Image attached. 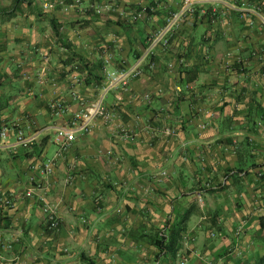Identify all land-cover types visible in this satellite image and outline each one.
Listing matches in <instances>:
<instances>
[{"label": "crops", "instance_id": "crops-1", "mask_svg": "<svg viewBox=\"0 0 264 264\" xmlns=\"http://www.w3.org/2000/svg\"><path fill=\"white\" fill-rule=\"evenodd\" d=\"M40 2L54 17L23 4L0 19V126L14 128L0 140V199L15 200L0 210V264H264V128H246L264 124L252 111L264 108V0H205L173 26L169 46L152 50L148 40L181 0H80L69 11ZM134 66L138 79L109 85V74ZM55 100L65 115L49 111ZM100 103L114 120L76 129L60 152L56 129ZM16 127L37 141L18 145ZM120 127L133 136L121 139ZM246 133L259 148L236 161L222 139L241 151ZM42 200L56 209V233L45 228ZM166 218L186 219L176 254L153 243L172 229Z\"/></svg>", "mask_w": 264, "mask_h": 264}, {"label": "built area", "instance_id": "built-area-1", "mask_svg": "<svg viewBox=\"0 0 264 264\" xmlns=\"http://www.w3.org/2000/svg\"><path fill=\"white\" fill-rule=\"evenodd\" d=\"M205 0H181V9L179 12L173 14L169 23L160 31L155 33L150 38V49H154L158 46L167 47L169 46V39L168 35L172 32L173 26L178 24L180 21L183 20L189 14H195L196 7L200 5ZM80 3V0H76L74 3L66 4L65 2H61L65 11H69L74 6ZM45 9L50 8L49 5L44 6ZM241 8L248 9L247 3H244ZM246 11L241 12V17H245ZM124 19L129 23H134L142 19V13H122L121 14ZM252 25V23H250ZM240 64L242 61L237 60ZM141 76V69L139 66L134 67H127L123 68L120 71H114L113 73L109 74L110 84L114 86L115 84H123L127 85L129 81L136 80ZM49 109L52 115L55 116H63L68 112V106L61 100H55L50 103ZM97 118H101L106 122H111L115 118L114 111H111L103 104H94L87 107H83L78 113L74 115V118L69 127H60L56 129L55 135V142L59 145L60 152H67L71 148L72 144L76 141V129H79L82 132L89 131L93 121ZM16 142L20 146H31L37 141V136L34 134L26 135L25 131L19 127H16ZM14 130L13 127L7 125L0 126V140L6 141L10 132ZM118 135L123 140L130 139L133 134L128 128L122 127L118 131ZM42 171L45 175H52L54 172L53 164L51 162H47L43 167ZM167 173L164 172L162 175H166ZM29 197L33 196V191L29 190L28 194ZM42 213L45 217V228L47 231L56 233L60 229V219L57 215L56 209L54 206L48 202L42 200ZM15 206V200L13 197H6L0 199V210L5 211L8 209H12ZM11 245H7L6 248H11ZM184 264V263H182Z\"/></svg>", "mask_w": 264, "mask_h": 264}, {"label": "trees", "instance_id": "trees-1", "mask_svg": "<svg viewBox=\"0 0 264 264\" xmlns=\"http://www.w3.org/2000/svg\"><path fill=\"white\" fill-rule=\"evenodd\" d=\"M41 0H13V4L12 6H9V7H3L2 6V3L4 2L3 0H0V19H3V18H12V17H15L16 14L19 12V10L22 8V5L23 4H29L31 6H34L36 8V14H37V17H51L53 16L54 17V11L56 8L54 9H51V8H48V9H45L44 6H41L39 4ZM58 1L55 6L56 7H60L62 6L61 5V0H56ZM72 2V1H71ZM5 3V2H4ZM41 3V2H40ZM181 9V7H179L177 9L176 12H179ZM174 12V13H176ZM173 16V15H172ZM172 16L170 17V19L172 18ZM142 20V19H141ZM140 21V20H139ZM137 21V22H139ZM55 21L52 20V23H54ZM137 22H134V23H137ZM167 25V24H166ZM54 27V31L56 34H60L61 33V30L59 28V26H56V24L54 23L53 25ZM170 37V36H169ZM148 42H150V39L148 40ZM150 45V43H149ZM236 66V63L234 64ZM238 68L239 67H243V63H240V65L238 64L237 65ZM182 76V73L180 74V77ZM50 111V109H49ZM252 111L255 112V114H261L262 116L264 115V108L261 107V106H257L255 108H252ZM51 112V111H50ZM228 124V123H227ZM233 124H235L234 122H230L229 123V126H228V129H230L231 127H233ZM33 127H35V123L32 122L31 124ZM259 124L257 121H255L254 119H252V121L250 122H247V125H246V128H251V130H259ZM227 142L229 144V146H234L233 142H232V138H227ZM250 142V139H249V136L247 135L243 141H241L239 144L240 146L242 147V151H238L237 153V156H238V159L241 161V160H244V161H248L250 159V155H249V151H250V148H252V144L249 143ZM233 170H229L228 172H232ZM244 170H236V173L240 174V173H243ZM211 186V185H210ZM205 188L206 185H205ZM185 221L186 219H183V220H179V222L176 224H173L172 225V229L168 232V233H162V231H159L158 234H155L153 236V243L155 244L156 248L160 251V252H163V251H169L171 253H175L178 251V247H180L182 241H183V238H182V231L184 230V225H185Z\"/></svg>", "mask_w": 264, "mask_h": 264}, {"label": "rangeland", "instance_id": "rangeland-1", "mask_svg": "<svg viewBox=\"0 0 264 264\" xmlns=\"http://www.w3.org/2000/svg\"><path fill=\"white\" fill-rule=\"evenodd\" d=\"M5 3H8L10 0H3ZM71 2H67L66 1V4H70ZM200 114V113H199ZM259 129H263L264 128V124H260L259 126ZM204 128H205V125L204 124H200V128H199V133L201 132V131H204ZM120 129H121V127H120ZM119 129V130H120ZM259 131V130H258ZM202 133V132H201ZM200 133V134H201ZM261 133V132H260ZM259 133V134H260ZM264 133V132H263ZM241 135V134H240ZM248 134L246 133V136H247ZM238 137H241V136H238ZM243 137V136H242ZM239 138V140L238 139H236V143L238 144V146H240V142L241 141H243L244 140V138L245 137H243V138ZM227 136H225L222 140L223 141H225V144L227 145V148H228V150H232V153H231V157H233V159L235 158V159H237L236 161H240L239 159H238V156H237V154L238 153H236V152H238V148L236 147V144H235V146H229V144H228V142H227ZM249 139H250V142L249 143H251L252 144V150H253V145L255 144L256 146H257V143H259V141H260V138H254V137H249ZM233 140V139H232ZM238 140V141H237ZM259 145V144H258ZM181 146V145H180ZM190 147V144H188L187 142H185V143H183L182 144V147H181V151H183V154H182V157L184 158V159H187L188 158V151L189 150H187V148H189ZM234 147V148H233ZM214 148H215V146H214ZM257 148H259V146H257ZM239 150H241L242 151V147L240 146V148H239ZM184 153H185V155H184ZM262 162H264V158L262 159H260ZM241 161H244V160H241ZM165 176H167V174L166 175H164L163 177H165ZM212 180L214 179V178H211ZM211 180V181H212ZM213 181H215V179L213 180ZM208 186H206V187H212L213 186V184H215V183H211L210 182V180H209V182H208ZM211 185V186H210ZM42 204V203H41ZM42 206H43V204L41 205V208H42ZM61 222V221H60ZM164 222V221H163ZM165 225L164 226H172L173 225V222H172V220L170 219V218H166L165 219ZM157 224V223H156ZM60 227H61V225H60ZM60 230V229H59ZM159 231H161V230H159Z\"/></svg>", "mask_w": 264, "mask_h": 264}]
</instances>
